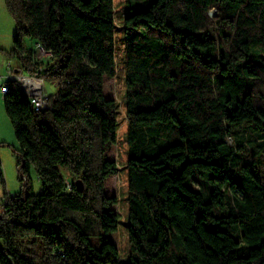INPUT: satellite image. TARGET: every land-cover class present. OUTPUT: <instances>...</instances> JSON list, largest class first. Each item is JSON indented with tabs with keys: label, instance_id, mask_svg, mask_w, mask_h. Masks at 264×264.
Instances as JSON below:
<instances>
[{
	"label": "trees",
	"instance_id": "trees-1",
	"mask_svg": "<svg viewBox=\"0 0 264 264\" xmlns=\"http://www.w3.org/2000/svg\"><path fill=\"white\" fill-rule=\"evenodd\" d=\"M5 3L14 68L57 88L41 111L17 82L4 96L27 183L8 193L0 158V264L121 263L111 239L90 240L120 223L106 191L119 172L107 157L119 103L105 94L118 30L130 123L126 264H264V0H152L120 27L114 0ZM37 44L51 56L37 59Z\"/></svg>",
	"mask_w": 264,
	"mask_h": 264
},
{
	"label": "rangeland",
	"instance_id": "rangeland-1",
	"mask_svg": "<svg viewBox=\"0 0 264 264\" xmlns=\"http://www.w3.org/2000/svg\"><path fill=\"white\" fill-rule=\"evenodd\" d=\"M152 0H114L115 16L119 27L123 23L124 16L133 7L135 10L144 9ZM6 18V19H5ZM8 20V21H7ZM4 29L9 30L12 28L11 34V46L10 49L2 48L0 54H4L7 59L5 60L0 56V85L5 80L7 75V61L16 62V57H8L7 52L14 48L13 35L16 31V24L9 13H6V17L1 19ZM125 32L123 30L117 31V73L112 79H105V94L108 97H113L119 103V132L117 142L111 145L107 150V157L115 159L119 172L107 178L106 191L110 195H116L118 197V204L113 206L119 214V226L118 230L113 233H104L102 230H97L90 236L91 242L100 246L102 239H111L118 246L121 254V263L126 264V259L132 251V245L129 240L128 234V218H129V205L128 196L130 193L128 183V159H129V143L128 137L130 132V123L126 115L127 111V99H128V85H127V51ZM26 44L30 47L33 46L34 41L30 38L26 39ZM9 59V60H8ZM45 88L48 95L54 94L56 91V85L54 82L46 81ZM164 144L160 143V147ZM19 143L16 137L15 129L7 114L4 95L0 91V158L3 162L5 179H6V191L7 189L11 194L19 193L24 186V181L21 180L20 167L18 166V152ZM31 179L36 192L42 189V184L38 179L35 170H32ZM200 182L206 186H214L208 180L207 176H200ZM198 188L199 185L195 183ZM4 187L0 185V193H4ZM0 247H3V242L0 240Z\"/></svg>",
	"mask_w": 264,
	"mask_h": 264
},
{
	"label": "built area",
	"instance_id": "built-area-1",
	"mask_svg": "<svg viewBox=\"0 0 264 264\" xmlns=\"http://www.w3.org/2000/svg\"><path fill=\"white\" fill-rule=\"evenodd\" d=\"M35 49V57L37 59H44L51 56V52L42 44H37ZM11 82H17L20 84L24 92L29 96L36 111L51 107V95L47 94L45 88L46 81L43 78L27 73H20L11 64H8L7 75L0 85V91L4 96L9 91ZM23 179L24 184H26L27 178L23 177ZM5 200L6 197L3 194L0 195V212L3 211Z\"/></svg>",
	"mask_w": 264,
	"mask_h": 264
},
{
	"label": "crops",
	"instance_id": "crops-1",
	"mask_svg": "<svg viewBox=\"0 0 264 264\" xmlns=\"http://www.w3.org/2000/svg\"><path fill=\"white\" fill-rule=\"evenodd\" d=\"M6 13H9L5 0H0V50L2 48L4 49H10L12 47L11 46V34H12V28L9 30L4 29L3 25H2V17H6ZM6 19V18H5ZM8 21V20H7ZM34 45V44H33ZM0 56L2 58H4L5 60L7 59V57L4 54H0ZM9 60V59H8ZM8 64H11L13 67L18 65V62H14L12 63V61H7V71H8ZM16 69V68H15ZM54 84L56 85V82H54ZM57 88V87H56ZM55 93V92H54ZM7 192L10 193V191L7 189ZM3 193H0V195H2Z\"/></svg>",
	"mask_w": 264,
	"mask_h": 264
},
{
	"label": "water",
	"instance_id": "water-1",
	"mask_svg": "<svg viewBox=\"0 0 264 264\" xmlns=\"http://www.w3.org/2000/svg\"><path fill=\"white\" fill-rule=\"evenodd\" d=\"M76 184H77V187H78L81 191H83V189H84V184H83V182H82L81 180H78V181L76 182Z\"/></svg>",
	"mask_w": 264,
	"mask_h": 264
}]
</instances>
